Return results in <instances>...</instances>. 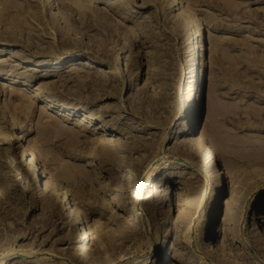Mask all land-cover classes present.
<instances>
[{
	"label": "rangeland",
	"instance_id": "rangeland-1",
	"mask_svg": "<svg viewBox=\"0 0 264 264\" xmlns=\"http://www.w3.org/2000/svg\"><path fill=\"white\" fill-rule=\"evenodd\" d=\"M75 1L48 0L45 5L44 0H0V127L24 134L23 144L40 161V172L52 178L61 193L84 213V219L90 215L86 231L93 244L91 250L98 246L95 231L102 229L108 233L103 248L111 240L119 254L138 248L140 254L144 251L143 256L137 255L136 263L148 257L154 261L160 248L162 260L152 264H264V255L257 254L251 241L258 240L264 248V0H176L179 5L173 10L168 2L174 0H78L88 5L82 11L72 6ZM175 16L183 19L186 29ZM201 37L206 49H201L200 55L215 72V95H208L206 88L194 134L202 132L217 153L225 185L218 191L220 201L196 214L194 228L198 230L196 237L192 236V246H186L187 253H177L175 238L180 240L186 228L174 231L182 210L179 197L183 198L181 194L193 184L198 186L195 192H201L205 178L209 179L210 193L215 185L212 169L178 146L179 140L190 136L173 133L183 120L188 91L195 86L198 49L193 50V46ZM105 48L112 56L123 58L124 70L115 71L113 60L103 56ZM74 53H78L76 60L94 67L71 65L70 61L63 67L55 63ZM40 61H47V66L38 67ZM100 68L110 73L101 76ZM138 71L140 76L136 77ZM7 83L14 87L8 88ZM20 87L27 91H20ZM34 91L67 104L79 116L85 112L102 115L107 122L80 125L78 117L67 120L66 114L65 118L56 115L59 107L49 106L47 112L55 115L54 121L57 119L63 128H58L59 133L50 123L53 119L37 108L40 100L28 103ZM213 100L219 104V128L212 127L208 118ZM21 101L30 104L27 116ZM105 124L112 130L101 128ZM65 128L79 135L73 137ZM99 137L119 144L139 141L144 150L134 152L132 160L118 163L124 147L113 149L117 159L104 158L97 155ZM249 151L261 155L242 159L239 152ZM0 159V264H62L61 257L69 256L75 242L70 231L73 224L63 206L52 197L50 200L49 193L41 194L47 180L43 176L34 190L22 178L17 186L5 158ZM138 159L143 166L140 173L133 167ZM163 162L170 169L158 173L154 180H161L158 195L166 200L162 205L149 200L153 208L164 210L160 221L168 218L159 233L150 226L153 214L139 206L133 209L132 190L123 191L127 187L116 183L111 171L121 175L127 170L136 178L153 163ZM164 189L170 195L162 197ZM123 205L130 208L125 212ZM93 206L95 211L91 212ZM129 214L134 220L125 223ZM122 230L133 233V241H126L124 248L119 247ZM225 233L232 239L226 243L232 244V254L237 252L242 259L234 261L229 249L224 250ZM148 239L152 250L145 245Z\"/></svg>",
	"mask_w": 264,
	"mask_h": 264
},
{
	"label": "bare ground",
	"instance_id": "bare-ground-1",
	"mask_svg": "<svg viewBox=\"0 0 264 264\" xmlns=\"http://www.w3.org/2000/svg\"><path fill=\"white\" fill-rule=\"evenodd\" d=\"M80 2L78 0L75 1V3L72 2V4H74V5H72L70 3L69 7H71V5H72V6H75L76 8H78V9H80L82 11L83 9H85L84 7L87 4H83V3H80ZM175 2H176V0H174L173 3H172V1H171V3L168 2L169 3V8L171 10H173L172 8L175 5H179V3L176 4L177 2L176 3ZM44 3H45V5H48L49 2H48V0H44ZM75 7H73V9ZM84 12H85V10H84ZM50 16L49 17L53 21H55L54 20V16L51 13H50ZM175 18H176V21L179 22L178 24H180V26L182 25L183 30H184V28L186 29V24H184L185 22L183 21V19H181L180 16H177V17L175 16ZM198 35L199 34H197V36ZM202 43H203V41H202V37H201L200 40L197 39L196 44H194V46H193V50L198 49L197 63H196L197 64V73H196V76H195V86L192 89L190 88L189 91L187 90L188 92H190V94L187 96V99H185V103H183V109L184 110H183V114L181 115L183 117V120H181L179 122V124H178L179 127L177 128V131H175L173 133L175 135H177V136L178 135L190 136L189 138L185 137L184 139L179 140L178 146L181 147L182 149L190 150V151H187V152H192L194 154V157L197 159L198 162H200L203 165H205V167H209V168L212 169L211 177L214 178L215 185L212 188L213 192L210 193L209 191L211 189V186L209 184V179L205 178L203 189H202L201 192H195L196 191V187H198V186H196V185L193 186L194 185L193 184L192 187L188 191H186L184 194H181V196L183 198L179 197L180 199H179V202H178V207L181 208L182 210L179 211V213H178L177 223L175 224L176 225V227H175L176 229L174 231H176L178 233L180 227L186 226V228L183 229V234H182L180 240L178 239L177 236L175 238L174 245L176 247L175 251H177V253L178 252L179 253H187L185 248H186V246L190 247V245L194 242L192 236L195 235V237H196V232L198 230V229L196 230V228H194V223H195L194 222L195 221L194 218H195L196 214L199 215L203 211L205 206H211L212 204H214V202L216 200L219 202L220 201V197H217L218 196V191L221 190L224 187V185H225V182L222 179L223 178L222 177V173H221L220 169L218 168L217 153H215V150H212L210 148V143L208 142V140L206 139L205 135H203L202 132L201 133H197V135L194 134V133H196L197 126H198L197 124H198V121L200 119L199 118V111H200V109H201V107L203 105L204 97L206 96V88L208 90V93H207L208 95H212V93H214L213 92L214 87L212 85L213 84L212 81L214 79V73L215 72L213 71V69H212L213 67H211V65L209 64L208 60L206 58H204V56H202V54L200 55V50L201 49H206V45L204 46V44H202ZM80 50H82V49H80ZM191 51H192V49H191ZM104 53H105V55H103V56H107V57L111 58L110 60H113V64H115V71L117 73L120 70H124V68H125L124 65H123L124 60H123V58L120 55H118L117 57L116 56L114 57V56H112L113 53H111V51L106 49V48L104 50ZM77 57H78V53H74V54H71V55H69L67 57H63V58L57 59L55 63L59 64L60 67H63L64 65H68L66 63H68V61H70L71 65L81 64V65H83L85 67H88V68L94 67L92 64L88 63L87 61L85 62V61H81V60H76ZM46 63H47V61H40V62H37L36 65H38V67H44V66H47ZM128 64H130V63H128ZM130 66H132V63H131ZM30 69H32V68H30ZM50 71H53V70H49V73H50ZM106 73H110V71H108L105 68H100L98 70V74L101 75V76H105ZM136 74H137V76L135 75L136 77L140 76L139 75V71ZM76 76L83 77L80 74H76ZM86 78H87V76H86ZM135 78H133V81H135ZM4 84L5 83H3V85ZM7 87L9 88V87H14V86L13 85H9ZM2 88L4 89V86ZM19 89H20V91H23V92L27 91V89L24 88V87H20ZM18 90L16 91V93L19 92ZM11 92L12 91H10L9 93H11ZM20 93H21V96H24V93H23V95H22V92H20ZM17 95H19V94H17ZM25 95L28 96L27 94H25ZM214 95H215V93H214ZM166 97H168V96H166ZM32 100H40L41 104L38 105L37 108L40 110L41 114L45 113V115L49 116L51 119H53V121H54V118H56V117L51 112L50 113L47 112L46 109H48L49 106L59 107V111L56 113V115L59 114L58 116L61 115V117H62V115H63V117H64L65 114H66L65 117H67V118H65V117L64 118L67 119V120H74V118L78 117L77 123L80 124V125L81 124H88V125L91 124V125H93L94 123L107 122V121H105V119L103 118L102 115L96 116V115H92V114H89V113L85 112L84 114L79 116V115L76 114L75 109L70 108L69 106H67V104L65 105L64 103L57 102L55 99L51 98L48 95H43L42 92H39V91H34L33 92V95H31V100H28L29 101L28 103H30ZM166 102L167 101L165 99L164 103H166ZM44 103L45 104L47 103L46 104L47 107L44 106ZM18 104H16V105H18ZM212 104H214V105H212ZM29 105L30 104L26 105V102H22V101L20 103V107L22 108L21 110H23L25 112L26 116H27V114H26L27 111L28 110L30 111V109H31V107ZM211 105L212 106H211L210 110H208L209 121L212 124V127L219 128V127H217V124H216V122H217L216 121L217 120L216 117H217V115L219 116V114H220L219 113V108H218L219 104L218 105L215 104V101H214V102L211 103ZM17 109H20V108H17ZM62 112L64 114H62ZM30 113H28V114H30ZM101 114H102V112H101ZM20 115L22 116L21 113H19V117H20ZM41 116H43V115H41ZM47 116H45V117H47ZM56 121H57V119L54 122L51 121L50 123H52L55 127H57V129L60 128L61 130H63V128L61 126H59L61 124H57ZM18 123H19V120H18ZM207 125H208V123L206 124V127H207ZM110 127L111 126H109L108 124H105V125L101 126V128H103L105 130H110V129L112 130V127L111 128ZM85 128H90V126H87ZM210 128H211V126H210ZM69 130L70 129H66L65 128L64 131L74 134V136L72 135L73 137H75V135L76 136L79 135V133L77 134V133H74L71 130L70 131ZM64 131H62L63 133L62 132L61 133L64 134ZM216 131H218V130H216ZM59 133H60V130H59ZM39 134H40V132H39ZM171 135H173V134H171ZM45 140L46 139H44V141ZM24 141H26V138H25L24 134H21L19 132H14V131L10 132V131H7L4 128L0 127V158H5V161H6L7 165L9 166V169H11V172H12L11 176H12V178H14L13 181L15 183H17V186H20V184H21L20 178H22L23 183L24 184L27 183L28 185H33V190H34V189H36V187H34V185L39 181L40 177L43 176V178L47 179V175L44 174L45 171L44 172H40V169L38 168V164H40V161L36 158L35 153L31 150V148L23 144ZM99 141H100V144H99V147H98V150H97L98 152L97 151L96 152H97V155L102 156L104 158L117 159V157H115L116 154L114 153V151L117 149V145L124 147L123 148L124 151L121 152V154L119 155V159L120 160L119 161L117 160L118 163H120L123 159L132 160L133 153L134 152L137 153L138 151H140L141 149L144 148L143 145L139 143V141L138 142H134L133 144H130V143L119 144L118 143L119 141L117 142L116 140H112V139L107 140L104 137H101V138L99 137ZM40 142H42V141H40ZM40 144H44V142L40 143ZM70 145H71V143H70ZM20 148H22L21 151H20ZM114 148H115V150H113ZM16 149H19V152H16ZM256 150H258V149H256ZM183 152H184V150H183ZM249 152H247V153L243 152V154L241 152H239V154H241L240 155L241 157L244 155L243 156L244 158H242V159H246V158L247 159H253V158L255 159L256 156H260L261 155V153L257 154V152H256V154H253V153H251V152L249 153ZM165 157H169V156H164V158ZM139 159H138V161L134 162L133 167H134V169H136L140 173V168L141 167L143 168V166H142V163H141V161H142L141 159L142 158L140 159L141 161H139ZM185 162L188 163L187 161H185ZM169 169L170 168L168 167V164L166 162H163L160 165H155V163H153L151 168L149 167V170H147V168H146L147 172L145 174H141V175H139L136 178L134 177V175H129L130 172H128L127 170L124 172V174H121V175H118L119 173H117L114 170L111 171V172H113V175H114V179L113 180H115L116 183L117 182H119V183L121 182L122 184L124 183L125 186L127 187V189L123 190V191L126 192V191H130V189L132 190L131 191V201H132L131 203H133V206H132L133 209L136 206H139V208H141L142 210L144 209L145 211H149V212H151L153 214V219H152L153 221H152L150 226L152 227L153 230L156 229L155 231H157L159 233L164 231V229H165V227L167 225V222H168V218L166 220H164L163 222L160 221V216H162V215L164 216L165 215L164 210L161 209V208L160 209L153 208L152 205H150L149 200H157V202H159L162 205L164 203V201L166 200L163 196L164 195H167V196L170 195V192H165L166 189H164L163 194L162 193L160 194V195H162V197L164 199L160 198V196L158 195V191H159V193L162 191V189H161V187H162L161 180L159 182H156L154 180V176H156L158 173L165 174L166 171L169 170ZM48 177H50V175ZM51 180H52V178H51ZM51 180L47 179L45 181L44 188L43 189L41 188L40 192H41V194L49 193L50 200H51V197H52V199H54L56 201H59L61 203V206H63V210L66 212V217L71 220V225L73 224L71 226V230L70 231H71V235H72V240L75 241V242L69 248V250H71V253L69 252V256L65 257L66 254H64L65 256L61 257L63 259V263L62 264H107V263L111 264L114 261L117 262L116 264H119V263L120 264H152V263H155L157 260H159V262L162 260V254H161L160 248L156 250L155 260L153 259L154 261H152L148 257V258H144L139 263L138 262L136 263L135 261L138 258L137 255L140 254L139 250H138L140 248H138L137 250H135L133 252H127V253L122 255V253H120V254L117 253V251H116V245L117 244H115L111 240H107V242H106V244H105V246L103 248V244L105 243L104 242V240H105L104 237L108 236V233L104 232V230H102V229L95 231V233H96L95 239L97 241L96 243L98 244V246H97V249L91 250V249H93L92 248L93 244L91 243L92 244L91 245L90 242L87 240L89 235L87 236V231H86L87 230L86 226L88 225L87 224L88 223L87 222V218L90 217V215H88L87 218L85 216V219H84V213L79 212L78 209L75 208V205L71 202L69 197L66 194H64V193H61V191L57 188L56 184L53 183V181L51 182ZM33 193H34V191H33ZM35 194H36V192H35ZM140 199H144L146 201H144L143 203H140L139 202ZM121 208L123 210H125V212H126L130 207L128 208L127 205H123ZM98 209L99 208L97 207L96 211ZM94 211H95V207L93 206L91 212H94ZM132 220H134V217H132L131 214H129V215L126 216L125 223H127L129 221H132ZM157 226H159L158 229L156 228ZM224 229H225V227H224ZM229 231L226 230V232H229ZM230 232H229V234H230ZM132 234L133 233L125 231V230L121 233V236H122L121 240L122 241H121V243L119 245L120 248H124V246L126 245L124 243L126 241L127 242L131 241V240L133 241ZM223 235H225V238H224V241H223V245L224 246L226 245V248H224V250L225 249H229V251H227V252H230L232 260H233V258H235L234 261L235 260L237 261V259H242L243 257H241V255H239L237 252L232 254V252H231L232 251V244L231 243H229L231 246H227L229 244H226V243L229 242L230 240H232L231 238H228L230 235L228 236V233H225ZM251 241H252L253 248H255L257 254L258 255H264V248L258 242V240L254 239V238L253 239L251 238ZM182 244L185 245V247L182 246ZM145 245H147V248L152 250L153 245H152V243L150 242L149 239H148V241L146 242ZM139 247H142V245H140ZM140 252H141L140 256H143V254H144L143 252L144 251H140ZM112 253H113V255L115 254L113 257L111 255ZM210 255L216 256L217 252H211ZM20 256H25V257L29 258L32 255L29 256L27 254H20ZM130 258H133V259L128 260ZM122 261H126V262L122 263ZM219 262H220V260H219ZM233 264H236V263H233Z\"/></svg>",
	"mask_w": 264,
	"mask_h": 264
}]
</instances>
